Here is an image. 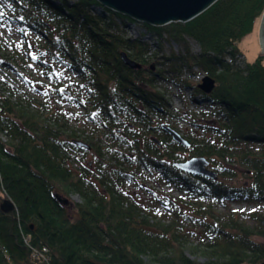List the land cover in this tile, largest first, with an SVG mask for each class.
Listing matches in <instances>:
<instances>
[{"label": "trees", "instance_id": "obj_1", "mask_svg": "<svg viewBox=\"0 0 264 264\" xmlns=\"http://www.w3.org/2000/svg\"><path fill=\"white\" fill-rule=\"evenodd\" d=\"M263 11L264 0H216L189 21L144 24L158 39L199 45L168 57L167 75L196 67L215 80L209 94L196 86L209 113L182 133L173 120L183 117L156 85L165 71L151 69L146 41L124 33L132 19L97 0H0V29L19 36L0 37V203L14 204L0 209V264H264V54L243 69L224 60ZM70 105L83 111L75 127ZM191 157L206 158L216 179L173 166ZM139 175L180 197L156 195ZM231 203L255 207L245 214Z\"/></svg>", "mask_w": 264, "mask_h": 264}, {"label": "rangeland", "instance_id": "obj_2", "mask_svg": "<svg viewBox=\"0 0 264 264\" xmlns=\"http://www.w3.org/2000/svg\"><path fill=\"white\" fill-rule=\"evenodd\" d=\"M96 12H100L101 8H94ZM117 22H120L119 18H116ZM260 19L257 20L255 25L253 26L251 32H249L247 35L242 37L240 40L237 41L235 49L236 53L234 56L226 54L224 56V60L233 64L236 67H239L243 69L245 65L249 62H252L257 56L264 54L262 53L259 40H258V29L260 24ZM122 25L124 28V33L129 38H135L140 39L142 41H146L150 46V52L147 54V56H153V58L149 61L148 64H154L155 69L162 71L164 70L165 73H163L162 78H160L158 81H156V85L159 87V89L164 91L165 97L168 99L169 103L171 104V107L175 109L176 115H181L183 118L180 120H173V123H176V126L180 128V130L183 132L186 131H196V128L191 125V121L193 119H201L202 116L200 113H209L208 110H206L203 107V102L200 94L196 92V86L200 82V80L203 77V74L201 71H199L196 67L193 68V72H189L186 69H183L179 77H171L166 74L167 65L168 62H166L168 57H171L173 54L175 55H185L186 49L192 53L199 52L200 48L199 45L189 37H186L185 42L177 43L171 39L162 38L158 39L156 36V33L147 27L141 22L137 21H128L123 20ZM0 37L6 39L9 43H18L19 42V36L17 35L16 31L13 30V28L9 26H5L0 29ZM3 39V40H4ZM29 67V66H28ZM29 67L28 72L34 74L37 79L40 81L36 82H42L46 81L41 79V74L37 71H34V69H30ZM60 73L62 72V69H58ZM27 72V73H28ZM26 73V74H27ZM13 77V76H12ZM44 90L48 89V86L43 87ZM39 97V96H37ZM57 101V102H56ZM57 107H60V105L65 104V101L60 98H55L53 101ZM71 107V108H70ZM65 109H68V106H64ZM70 109H72L75 116H73V119L69 122L71 125L75 127L74 120L77 119V121H80L83 111L79 110V108L70 105ZM211 114V113H210ZM75 118V119H74ZM202 120H197L196 122H199ZM207 122H211L209 116L206 117ZM203 122V121H202ZM69 124V125H70ZM81 124V122H79ZM90 154H87L85 156V159H89ZM139 181H141L143 184L149 186L150 188H153L156 195L160 196L164 193H170L173 196L180 197V193L173 188V186L169 185H162V184H156L154 180H152L150 177L145 178L144 175H139ZM127 190H129L131 193H133L137 199L146 202H149L153 204L154 198L152 195L150 196L148 193H146L142 189H138L134 187L133 185H127ZM5 200V199H4ZM2 200L1 203L4 201ZM67 203V212L76 214L75 212V204L80 203V198L76 195H72L69 197ZM0 203V204H1ZM255 205L251 204H245V203H231L229 204V208L232 211H242L243 213L247 214L250 210L254 209ZM223 208H218L216 212H222ZM193 242L190 244L191 246L195 245V240L192 239ZM196 251V250H195ZM199 251V250H198ZM186 254L190 258H196L198 261H203V257H201L198 253H194L192 255L191 253L186 252ZM37 254L34 253L33 257L34 259H37L35 256ZM38 259L46 261L41 256H38Z\"/></svg>", "mask_w": 264, "mask_h": 264}, {"label": "water", "instance_id": "obj_3", "mask_svg": "<svg viewBox=\"0 0 264 264\" xmlns=\"http://www.w3.org/2000/svg\"><path fill=\"white\" fill-rule=\"evenodd\" d=\"M101 6L125 15L133 21L141 22L151 26H163L171 22H186L198 16L216 0H97ZM258 40L264 53V11L261 16ZM122 62L131 69H139L141 64L130 59L125 52L120 53ZM154 70V65H151ZM215 86V80L209 76H203L197 88L209 94ZM172 138V140L183 147H189V142L176 130L161 124ZM79 146L87 147L82 142H77ZM173 166L185 173L200 175L211 179H216V173L208 168L209 162L204 157H191L181 162H174ZM3 212H11L14 204L5 199L0 204Z\"/></svg>", "mask_w": 264, "mask_h": 264}, {"label": "snow or ice", "instance_id": "obj_4", "mask_svg": "<svg viewBox=\"0 0 264 264\" xmlns=\"http://www.w3.org/2000/svg\"><path fill=\"white\" fill-rule=\"evenodd\" d=\"M3 15H4V13H3V12H0V17H3ZM0 26H2V25H0ZM32 58H33V59H36L35 56H33ZM61 91H63V89H61ZM253 211H254V210H253Z\"/></svg>", "mask_w": 264, "mask_h": 264}]
</instances>
